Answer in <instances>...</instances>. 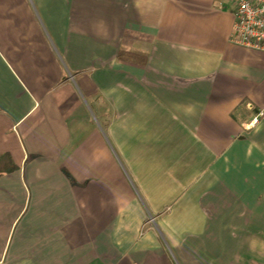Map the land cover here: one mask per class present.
Instances as JSON below:
<instances>
[{
  "label": "crops",
  "instance_id": "1",
  "mask_svg": "<svg viewBox=\"0 0 264 264\" xmlns=\"http://www.w3.org/2000/svg\"><path fill=\"white\" fill-rule=\"evenodd\" d=\"M233 22L0 0V264H264V52Z\"/></svg>",
  "mask_w": 264,
  "mask_h": 264
},
{
  "label": "built area",
  "instance_id": "2",
  "mask_svg": "<svg viewBox=\"0 0 264 264\" xmlns=\"http://www.w3.org/2000/svg\"><path fill=\"white\" fill-rule=\"evenodd\" d=\"M234 22L229 34L233 44L264 52V0H231ZM257 118L251 123L255 124Z\"/></svg>",
  "mask_w": 264,
  "mask_h": 264
}]
</instances>
